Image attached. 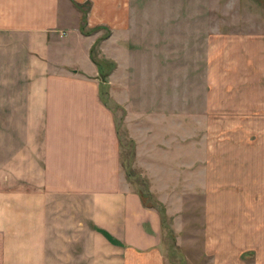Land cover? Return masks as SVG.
Wrapping results in <instances>:
<instances>
[{
  "label": "rangeland",
  "instance_id": "obj_1",
  "mask_svg": "<svg viewBox=\"0 0 264 264\" xmlns=\"http://www.w3.org/2000/svg\"><path fill=\"white\" fill-rule=\"evenodd\" d=\"M124 2L78 27L163 264H264V0Z\"/></svg>",
  "mask_w": 264,
  "mask_h": 264
},
{
  "label": "crops",
  "instance_id": "obj_2",
  "mask_svg": "<svg viewBox=\"0 0 264 264\" xmlns=\"http://www.w3.org/2000/svg\"><path fill=\"white\" fill-rule=\"evenodd\" d=\"M124 3L0 0V264H163L158 211L122 175L78 27L83 4L94 27Z\"/></svg>",
  "mask_w": 264,
  "mask_h": 264
},
{
  "label": "trees",
  "instance_id": "obj_3",
  "mask_svg": "<svg viewBox=\"0 0 264 264\" xmlns=\"http://www.w3.org/2000/svg\"><path fill=\"white\" fill-rule=\"evenodd\" d=\"M84 17V16H83ZM81 29V28H80ZM94 63L96 64V66L98 67V70H99V74H100V77H101V80L102 81H105V79H104V77H105V74H103L102 72H101V69H100V65H99V63L98 62H96V61H94ZM140 197H141V195H139ZM143 204V203H142ZM107 235V234H106ZM108 236V238H110V240L111 241H113V239H111V237L109 236V235H107Z\"/></svg>",
  "mask_w": 264,
  "mask_h": 264
}]
</instances>
